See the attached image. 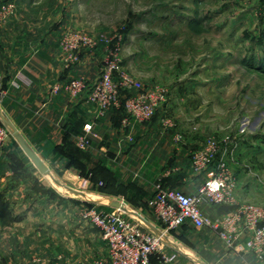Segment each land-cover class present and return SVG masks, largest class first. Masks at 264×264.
<instances>
[{"label":"rangeland","instance_id":"1","mask_svg":"<svg viewBox=\"0 0 264 264\" xmlns=\"http://www.w3.org/2000/svg\"><path fill=\"white\" fill-rule=\"evenodd\" d=\"M10 3L8 14L4 6ZM16 26L40 41L55 32L61 50L70 32L95 38L97 47L83 50L76 63L62 50L69 68L84 52L102 50L101 68L107 48H117L122 71L135 82L120 92L121 100L163 88L167 102L153 119L188 147L190 164L195 150L215 141L236 179L238 199L264 206V0H0V36ZM17 161L34 190L35 212L25 214L31 203L23 193L8 199L0 188L11 214L23 218L12 226L0 221V264H95L105 247L87 210H114L116 201L138 211L155 194L140 199L138 186L146 184L118 183L107 167H97L93 181L80 160L76 179L63 171L44 177Z\"/></svg>","mask_w":264,"mask_h":264},{"label":"crops","instance_id":"2","mask_svg":"<svg viewBox=\"0 0 264 264\" xmlns=\"http://www.w3.org/2000/svg\"><path fill=\"white\" fill-rule=\"evenodd\" d=\"M44 36L40 41L39 36L19 30L18 26L0 36V87L5 92L0 106L49 168L48 174H42L10 135L0 154V188L5 196L17 198L21 192L26 204L35 197L27 175L17 171L18 157L25 168H33L44 177L58 176L63 171L65 178L76 179L79 172L75 162L79 160L87 170L97 165L110 168L118 183L146 184L137 190L143 200L154 194V186L159 182L187 193L197 191L206 176L194 174L188 147L178 144L175 135L164 132L157 120L134 124L127 131L132 133L133 141L126 142L122 126L125 115L118 108L101 113L88 100V91L77 99L64 91L52 93L56 84L66 83L79 74L90 82L97 80L103 52H84L81 62L69 68L63 62L59 36L55 32ZM87 123L94 126L92 141L90 147L82 149L75 138ZM34 176L41 179L37 174ZM228 209L212 206L204 211L216 216ZM34 210L31 203L25 214L30 216ZM139 210L145 212L146 205L143 203ZM172 241L180 254L172 264H264L252 254L230 251L210 230L189 224L175 232ZM100 242L106 252L101 234Z\"/></svg>","mask_w":264,"mask_h":264},{"label":"built area","instance_id":"3","mask_svg":"<svg viewBox=\"0 0 264 264\" xmlns=\"http://www.w3.org/2000/svg\"><path fill=\"white\" fill-rule=\"evenodd\" d=\"M4 9L9 14L13 12L14 5L10 3ZM103 41L107 44L111 42L108 38ZM97 43L88 34L70 32L65 35L61 47L67 60L76 63L83 50H93ZM106 51L100 76L92 86L85 76L71 78L66 83L56 84L52 93L64 91L77 99L88 91V100L101 113L123 107L124 140L132 142L133 135L127 131L134 124H146L154 118L157 110L167 102L166 91L155 86L122 101L120 92L132 90L135 82L122 71L119 50L112 47ZM116 74H121L122 79L117 80ZM4 95L0 87V99ZM93 127L92 123H87L76 135L78 147L86 149L91 146ZM9 135L8 129L0 123V154ZM191 164L194 172L206 176L204 183L193 193L159 182L155 185V194L147 202L145 212L139 209L131 212L125 206L110 210L94 205L87 210L90 223L100 231L106 246L104 256L95 264H172L179 253L173 246L172 237L188 224L197 229L210 230L230 251L252 254L258 261L264 262V206L238 199L236 179L218 144L211 140L195 150ZM212 206L230 209L209 216L204 210Z\"/></svg>","mask_w":264,"mask_h":264},{"label":"water","instance_id":"4","mask_svg":"<svg viewBox=\"0 0 264 264\" xmlns=\"http://www.w3.org/2000/svg\"><path fill=\"white\" fill-rule=\"evenodd\" d=\"M0 119L3 121L5 126L7 127L10 134L17 140L22 150L25 152V154L30 158V160L34 163L36 168L42 173V174H48L49 168L45 164V162L41 159V157L37 154V152L29 145L25 137L21 134V132L17 129L15 124L12 122L10 117L3 111V109L0 106ZM112 206L116 208H120L123 205L120 202L112 201Z\"/></svg>","mask_w":264,"mask_h":264},{"label":"trees","instance_id":"5","mask_svg":"<svg viewBox=\"0 0 264 264\" xmlns=\"http://www.w3.org/2000/svg\"><path fill=\"white\" fill-rule=\"evenodd\" d=\"M118 109L121 112H123V114L125 115L124 108L123 107L118 108ZM75 163H76V165L78 164V162H75ZM99 166H101V165H97L96 167H94L91 170L88 169V171L86 172L85 176H87V178H89V179H91V180L94 181V173L96 172V168L99 167ZM102 168H105V167L102 166ZM108 179H111V178L108 177ZM22 220H23L22 216H20V215L14 216V215L11 214V212H10V202L5 198V196H3L2 194H0V221H1V224L3 226H12L15 223L21 222Z\"/></svg>","mask_w":264,"mask_h":264}]
</instances>
